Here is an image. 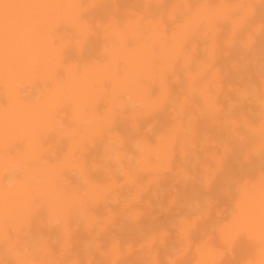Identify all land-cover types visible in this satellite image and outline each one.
Listing matches in <instances>:
<instances>
[{
  "label": "bare ground",
  "instance_id": "bare-ground-1",
  "mask_svg": "<svg viewBox=\"0 0 264 264\" xmlns=\"http://www.w3.org/2000/svg\"><path fill=\"white\" fill-rule=\"evenodd\" d=\"M133 247L264 264V0H0V264H132Z\"/></svg>",
  "mask_w": 264,
  "mask_h": 264
},
{
  "label": "rangeland",
  "instance_id": "rangeland-1",
  "mask_svg": "<svg viewBox=\"0 0 264 264\" xmlns=\"http://www.w3.org/2000/svg\"><path fill=\"white\" fill-rule=\"evenodd\" d=\"M152 117H153V116H152ZM154 118H155V116H154L153 118L150 117V121H151V119L153 120ZM150 121H149V122H150ZM144 122H146V123H145L146 126H144V124H143ZM141 125H142V128H144V127L148 128V130H146V128H144V130L148 131L147 133H146V131H145V133L148 134V138H149L151 135L154 136V134H153L154 129L152 130V126H151L152 123H151V122L148 123V120L146 119L145 121L142 122ZM143 126H144V127H143ZM150 126H151V127H150ZM149 127H150V128H149ZM153 127H154V126H153ZM142 128H141V130H143ZM149 129H151L152 131L149 130ZM144 130H143V133H144ZM150 131L152 132V134H151ZM144 135H145V134H144ZM149 135H150V136H149ZM93 138H94V137H93ZM96 138H97V137H96ZM146 138H147V136H146ZM153 138H154V137H150L149 140L151 139V141H152ZM87 139H88V138H87ZM90 139H91V138H90ZM90 139H88L89 142L97 141V140H92V139H91V140H92V141H91ZM94 139H95V138H94ZM100 139H101V138H100ZM88 140H87V144H88ZM103 140H104V139H103ZM103 140L101 139L100 141H99V140H98V141H99V143H101V142H103ZM149 140H148V142H150ZM153 140H154V139H153ZM85 141H86V140H85ZM48 142H49V141H48ZM66 143H67L66 141H64V142L62 141V142H60L59 145H61V146H62L63 144L66 145ZM84 143H86V142H82V144H84ZM93 143H94V144H93ZM150 143H151V144L153 143V145H154V141H152V142H150ZM82 144H81V145H82ZM91 144H92V145H91ZM91 144H89V145H90V146H93L92 148L89 147V145L87 146V145L84 144L86 147H89L90 152L92 153V155H91V156H92L91 159H90V158H87V159L90 160V161L93 160V159H95V158L93 157V155H97L96 152L98 151L97 148H96L97 150H95V147H96L97 145L94 147V145L96 144V142H92ZM97 144H98V142H97ZM49 145H50V144L48 143V146H49ZM59 145L57 146L58 149H59ZM64 145H63V146H64ZM81 145H80V146H81ZM20 146H23V144L21 143ZM63 146H62L61 150L63 149ZM66 146H67V145H66ZM80 146H78V147H77L78 149H76V150H77V155L74 153L76 158L79 157L78 152L82 151L81 153H83V154L80 153V157H82V156L85 155V153H86L84 148H82V149L79 150V148H81ZM82 147H84V146L82 145ZM86 147H85V148H86ZM20 148H21V147H20ZM47 148H48V147H47ZM50 148H51V147H50ZM93 148H94V149H93ZM53 149H54V148H53ZM53 149H52V151H53ZM55 149H57V148H55ZM55 149H54V152H56V153H55V156H56V154H58V153L61 154V151H60V150H55ZM83 149H84V150H83ZM87 149H88V148H87ZM50 150H51V149H50ZM50 150H49V151H50ZM78 150H79V151H78ZM58 151H59V152H58ZM50 152H51V151H50ZM50 152H49V153H48V152L46 153L47 156H49V155L52 154V153L50 154ZM54 152H53V153H54ZM74 152H75V151H74ZM84 152H85V153H84ZM90 152H89V153H90ZM87 153H88V151H87ZM91 153H90V154H91ZM46 154H45V155H46ZM48 154H49V155H48ZM90 154H86V155L89 157ZM98 154H99V153H98ZM47 156H46V157H47ZM52 156H54V154H52ZM52 156H49L50 158H49V157H48V158H49V159L52 158V160L56 159L55 156H54V157H52ZM77 156H78V157H77ZM97 156H99V155H97ZM97 156H95V157L98 159ZM53 158H54V159H53ZM57 158H58V157H57ZM85 158H86V157H85ZM152 158L154 159L155 157L153 156ZM81 159H84V157L80 158V161H82V162H84V163H85V160H87V159H85V160H81ZM88 160H87V161H88ZM154 160L156 161V159H154ZM50 161H51V160H50ZM90 161H88V163H90ZM93 161H94V160H93ZM93 161H91V162H93ZM95 161H97V160H95ZM95 161H94V162H95ZM88 163H87V164H88ZM87 164L85 163V165H87ZM89 165H91V164H88L87 166H89ZM148 170L151 171L150 168H149ZM148 170H147V171H148ZM150 171H149V172H150ZM94 173H95V172H94ZM147 173H148V172H145V173L143 172V174L140 176V178L142 179V176H143L144 174L147 175ZM145 175L143 176V179H144V177H145V179H148V182H150V177H153V175H152L151 173H150V174L148 173V175H149V176L147 175L148 177L145 176ZM151 175H152V176H151ZM119 177H120V176H119ZM119 177H118V178H119ZM105 178H106V179H109V177H105ZM118 178H117V179H118ZM121 178H123V177L121 176ZM106 179H104V180H106ZM110 179L112 180V178H110ZM117 179H116V180L114 179V182L117 181ZM151 179H152V178H151ZM111 180H109V181H111ZM119 180H121V182H122V181L124 180V178H123V180H122V179H119ZM109 181H108V183H107L106 185H108V184L110 185V184L113 182V181H112V182H109ZM124 181H125V180H124ZM124 181H123V183H127V182H124ZM140 181H141V180H140ZM106 182H107V181H106ZM114 182H113V183H114ZM121 182L117 181V183H116V182H115V183H116L118 186L120 185L119 187L122 188V190L117 189V188H119V187H118L117 185H115V183H114V184L112 183L111 185H114L115 187L117 186V187H116L117 190L115 189V191H114V190H111V189H110V190H111L110 192L114 191V192H112V193L116 194V196H117V195H120V194H121L120 191H122V194H121L120 196H117V200L115 199V196L111 193L112 198H113V196H114L113 199H115L116 201L113 200V199H111V200L109 199V202L112 201V204H113V205H114V204H117L116 206H118V210L115 211V210H116V209H115L116 207L113 206L112 204L109 205L108 203H107L108 205L105 206V204H103V205H100V207H98V208H97V206H95L96 209H97V213H98V215L102 212V213H101V216H102V214L104 213V216H103V217H106V216L108 217V213H109V211H110V210L108 211V207H110L111 205H112V209L115 207V208H114L115 210L113 209V210H114V211H113L114 213H115V212H118V213H119V212L121 211V210H120V209H121V208H120V206H121V202H120L118 199H119L120 197H122V198H121L122 200L124 199V196H125V193H124V189H125V188H124V187H126V185H128V184H125V186L121 187ZM143 182H144V181H143ZM143 182L141 181L142 184H143ZM145 182H147V180H145ZM104 183H105V181H104ZM119 183H120V184H119ZM123 183H122V185H123ZM144 184H146V183H144ZM147 184H148V183H147ZM114 186H113V187H114ZM161 186H162V185H161ZM109 187H110V186H109ZM113 187H112V188H113ZM127 187H128V186H127ZM158 187H160V186H158ZM117 191H118L119 193H117ZM108 194H109V193H108ZM109 195H110V194H109ZM109 195H108V197H110ZM106 196H107V195H106ZM108 197H107V200H108ZM122 200H121V201H122ZM113 201H114V203H113ZM116 202H117V203H116ZM101 206H102L104 209H106V210L108 211V213H106L107 211H106V212H105V211L103 212L104 209H102ZM119 208H120V209H119ZM98 209H99V212H100L101 210H102V211L99 213V212H98ZM110 209H111V207H110ZM119 210H120V211H119ZM174 210H175V208L173 209L172 212L170 211L171 213L168 212L169 214H167V213L165 212V214H164L165 216L163 215V213H162L163 216H162V215L160 216V215L158 214V215L162 218V220H161V218L159 219V216H158V217H157L158 220H159L160 222H162L163 224H164V222L166 223V221H168V218L171 216L170 214L178 213V209H177V208H176L175 212H174ZM111 211H112V210H111ZM164 211H165V210H164ZM94 212H95V211H94ZM95 213H96V212H95ZM106 214H107V215H106ZM116 214H117V213H116ZM166 214H167V216H166ZM96 215H97V214H96ZM98 215H97V216H98ZM168 215H170V216H168ZM176 215H177V214H175L174 217H173V215H172V217L175 218V217H177ZM41 216H42V219H43V216H44V215H43V214H42V215H39L40 219H41ZM107 217H106V218H107ZM167 217H168V218H167ZM98 218H100V215H99ZM101 218H102V217H101ZM101 218H100V219H101ZM102 219H103V218H102ZM102 219H101V220H102ZM40 221H41V220H40ZM103 221H104V220H102V222H100L101 225L103 224V225H104L106 228H108V229H107V231L104 232V233H102L103 230H99V231L101 232V233H99V238H101V241L99 242V244H100L101 242H103V243H102L103 246H105V245H107V246L103 247V246L100 244V245L102 246V248H101L100 245H96V246H94V247L97 248L96 251H94V248L91 247V248H90V249H91V252L94 253V254H96V253H97V250H99V249H98V246H100L101 249H104V250H107V251H108V248H109V247H108V246H109L108 244H110V241H111V239L107 237V234L110 232V227H108L109 225L106 223V221H105V222H103ZM106 224H107V225H106ZM59 226H60V225H59ZM59 226H58V225L55 226L56 232H58L57 234L54 233L55 230H52V233L55 234L54 236H55V238H56V242H57V240H58V242L54 244V246H56V247H58V245L60 246V243H63L62 241L64 240L63 237H62V236H63V234H62V233H63L62 228L60 229ZM57 227L59 228V230H57ZM61 227H62V226H61ZM80 230H81L80 233H77V232L79 231V229H78V231L76 230V232H75V234H74L76 238L79 236L78 238H79L80 240H78V238H77V240L80 241V242H81V240H82V241H84L85 239L87 240L88 237L85 235V233L83 232L82 229H80ZM59 231H60V232H59ZM99 231H98V232H99ZM60 233H61V234H60ZM76 233H77L78 236L76 235ZM81 233H82V234H81ZM173 233H175V234H173ZM173 233H171V234L174 235V236H171V237H172V238H175V241H176L177 237H175V236L177 235V233H176V232H173ZM59 234H60V235H59ZM102 234H104V236H103ZM56 235H58V236H56ZM61 235H62V236H61ZM84 235H85V236H84ZM101 235H102V237H101ZM72 236H73V235H72ZM81 236H84V238H82ZM57 237H58V238L60 237V238L57 239ZM80 237H81V238H80ZM103 237H104V238H103ZM107 238H108V239H107ZM167 238H170V236H168ZM62 239H63V240H62ZM106 239H107L108 241H107ZM59 240H61V241H59ZM104 240H105V241H104ZM168 240H169V239H168ZM168 240H166V241H168ZM170 240H172V244H171V245H173V243H174L175 241H173V239H170ZM170 240H169V241H170ZM105 242H106L107 244H106ZM108 242H109V243H108ZM78 243H79V242H78ZM82 243H83V242H82ZM167 243H168L167 245L169 246L171 242H167ZM61 245H62V244H61ZM54 246L52 247V249H53V250L56 249V252H57V249H60V247H59V248H56V247H54ZM133 248H134V250L131 248L130 251H132V250H133V251H132L131 253H130V251H129V254H133V255H135V256H133V255L130 256V255H129L128 258L130 259V261L132 262V264H137L138 259H137V257H136V254H137V256H138V254H140V256H142L143 253H142V252H140V253L137 252V253H136V251H137L136 247H133ZM171 248H173V247H170L169 249H171ZM101 249H100V250H101ZM135 249H136V250H135ZM169 249H168V250H169ZM53 250H52V251H53ZM104 250H103V251L101 250V252H100V251H98V252H100V253L103 254V253H104ZM107 251H106V253H107ZM134 251H135V252H134ZM53 252H55V251H53ZM91 252L89 251L90 254H92ZM133 252H134V253H133ZM190 252L193 253V250L190 251ZM58 253H59V250H58L57 254H58ZM106 253H105V254H106ZM135 253H136V254H135ZM144 253L146 254L147 251L145 250ZM53 254L56 255V253H53ZM102 254H99V255H98V261H99V259H100V261H99L100 263H103V260H102L103 258H102V256H100V255H102ZM190 254H191V253H190ZM143 255H144V254H143ZM56 256H57V255H56ZM99 257H101V258H99ZM103 257H105V255H103ZM105 259H106V258H105ZM132 259H133V260H132ZM134 259H135V260L137 259V260H136L137 262H136ZM101 261H102V262H101ZM104 261H105V260H104ZM178 261H180V260H178ZM133 262H134V263H133ZM135 262H136V263H135ZM78 263H79V264H84V263H83V260H82V261H79ZM180 263H181V261H180ZM165 264H166V263H165Z\"/></svg>",
  "mask_w": 264,
  "mask_h": 264
}]
</instances>
